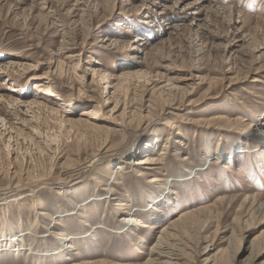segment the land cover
Segmentation results:
<instances>
[{
    "label": "rangeland",
    "instance_id": "1",
    "mask_svg": "<svg viewBox=\"0 0 264 264\" xmlns=\"http://www.w3.org/2000/svg\"><path fill=\"white\" fill-rule=\"evenodd\" d=\"M106 37L120 42L110 46ZM263 111L264 0H0V234L12 229L22 239L21 249H0V264H144L162 226L200 206L209 210L188 232L197 252L210 244L212 261L221 249L238 251L225 264H264V240L254 243L264 238V207L244 201L254 194L264 201V149L215 160L182 181L209 144L227 152L255 145L240 133ZM148 141L150 157L166 146L160 174L115 176L123 156L87 172L101 150ZM153 176L173 180L177 209L151 232H129L113 204L130 202L150 225ZM111 184L114 202L101 191ZM50 230L70 239L73 252L52 255L64 243Z\"/></svg>",
    "mask_w": 264,
    "mask_h": 264
},
{
    "label": "bare ground",
    "instance_id": "2",
    "mask_svg": "<svg viewBox=\"0 0 264 264\" xmlns=\"http://www.w3.org/2000/svg\"><path fill=\"white\" fill-rule=\"evenodd\" d=\"M111 39L106 37L103 40V42L104 43H106V42L110 43L109 44L110 46H111V44L114 45L113 44L114 42H116V43L120 42V40L117 41L113 38H111ZM136 40H144V39H142V38L139 39L137 37ZM143 43H144V45L146 44L145 42H142V44ZM101 47H103V49H107L108 46H106V44H105V45H102ZM140 51H141V49L137 50L138 54ZM137 52H135V54H133L134 55L133 59H139L140 58L139 55H137ZM8 63L12 64V60L8 61ZM58 64H60L59 61H58ZM129 76H131V75H129ZM44 79H46V78H44ZM34 86L39 88V89L43 88V92L45 94H50V95L54 94L53 90L49 86L43 87L40 84H34ZM150 101H152V100H150ZM8 102L14 103V101L10 100V99L8 100ZM31 104H33L34 106H36V105L39 106L38 102H36V101H33ZM152 104H153V102H152ZM140 106H141L140 108H142L143 105H140ZM146 108H149V110H151V107L149 105ZM170 108H172V107H170ZM38 109L40 110V108H38ZM50 111L51 112H57L53 108H51ZM81 115H88V113L87 114L83 113ZM253 118H254L253 121L250 120L249 123H247L246 129L245 130L243 129L244 131H242L240 133V135L243 136V139H245V141L250 140V139H254L255 145H251V148L252 149L255 148V149L252 150L250 148V149L244 150L243 147H240L238 144L235 143L231 146V148L227 152L226 150H224V147L221 146V144L219 142H216L217 144L215 146H212L209 144L208 155L206 156V158H204L205 159L204 162L201 163V166L199 168L195 167L189 171L186 170L185 174L187 173L188 174L187 176L189 178L188 177L184 178V179L182 178V181H184V180L189 181V180L193 179L195 176H197V174L200 173V172L197 173V171H203V170L208 169L211 165H213V163H214L213 161H215V160H216V162L221 160L223 162L228 161L229 163H232L233 161L237 160L239 155L242 153L244 155H247L250 153H257L259 155L263 154L262 150L264 149V126H262V125H264V124H262L260 121L264 120V111L260 112L256 117L254 116ZM210 120H218V119H217V117H213ZM236 121H238L239 123L243 122L241 120H236ZM70 124H71V127L78 125L76 123V121L71 122ZM177 129H178V127H177ZM126 131H127L126 126L121 125V132L123 135H126ZM133 146H134L133 144L129 143V144L121 147L120 149H118V151H114L111 148H108V149L103 150V151L101 150V152L97 155L96 162L93 163V165L91 164L92 162H89V165L90 164L91 165L88 166L89 168L87 167V172L91 171L92 168H95L96 164L97 165L101 164L108 159H112V157H113V159H116L117 156H123L124 158H126V159H124V162H123L125 167H121L122 165H117L115 167L116 171L113 172V174L115 176H118L119 173H123L126 169H131L134 171L137 170L141 174H142V171L149 174V173L154 172L155 170H158L157 173L160 174V171H159L160 168H157V166L161 165V163L164 161V159L162 161V159H160L159 157L166 154L165 153L167 150L166 146L165 147L163 146L164 152H161L158 155V157H150L149 155H145V153H148L150 148L152 149V142L151 141L145 142L143 144V146H138V147H133ZM142 155H145V156H142ZM135 157H138V158H135ZM187 161H188V159H187ZM145 173H143V174H145ZM148 174H147V176H149ZM192 174L194 175L193 178L191 177ZM139 176H140V174L138 175V177ZM150 179H151L150 182L154 183V185L156 183L157 185H155V186L157 188H159L157 190V192H151V194L146 195V197H145L146 201H147L146 203L148 204L145 211L153 219V222H151L150 225L145 224L140 218H136L137 213H135L136 211L133 209L130 202L126 201V202L122 203V202H119V200H117L113 204V206L116 207V210L118 212H120V214H121L120 217H122V219H120V221L123 224V227L127 228L126 230H128L129 232L134 230V228L136 231L144 229V231L151 232L152 229H154L155 226H157V224L160 223V221L162 219H164L163 217H166V214L169 210H171L172 212H175L177 209V206H175V204H174L175 202L172 200V198L174 199V192L171 189V187L174 186V185H172L173 180H171V184L168 185L167 182H165V184H163L162 183L163 181L159 179V176L158 177L153 176ZM113 180H116L115 177ZM178 181H180V179ZM113 183H115V182H113ZM112 184H111V186H107V187L103 188L101 191H103V193H104V195H106V197L109 196L108 199H110L111 201L114 202L118 195L115 194V192H113L114 189L112 188ZM259 198H260L259 195L254 194L251 197H246L244 199V201L245 202L250 201V203L252 202L251 206L253 207V209L254 208H256V209L261 208L262 209V207H264V201H263V203L258 204ZM225 199H226V197L218 198L217 202H223ZM208 210H209L208 206H205V207L200 206V207H197L194 209H187L185 211L180 212L177 217L175 216L174 218L170 219L168 224L167 223L164 224V226H162L163 228L161 229V231H159V233L157 234V237H155L156 238L155 242L150 247V250L148 253V258L144 264H192L193 263V259H192L193 257H191V254H198L200 256V258H203L201 261L204 264H209V263L218 264L219 260H221L219 264H225L224 261L226 258L230 259V261L234 260L235 255L238 253V251H235L233 253V255L230 256V255H227V252H225L224 250L219 249L216 254H219L221 258L218 257L219 259L217 258V259H215V261L213 259V261H212V259L210 257H208L209 253H210V248H209L210 244H207L204 247V250L201 253H199L196 251L195 245L192 244L191 241H188V236H189L188 232L191 229V227H189V225H192L193 222H196L194 217L196 218L199 214H206V211H208ZM206 216H208V215H206ZM191 219H193V220H191ZM154 224H156V225H154ZM218 230L219 229L216 228L215 231H218ZM225 231H226L225 233H227V230H225ZM1 232L2 233L0 234V249L1 248L2 249H6V248L21 249V245H19V241H21L22 239L18 240V238L15 237V231L14 230H12V229L9 230L6 228L5 231H1ZM51 234L53 235L54 239L63 240V243H64V244L62 243L64 249L62 248V250H59L52 255H57V257H61L63 254H67V253L69 254V253L73 252L74 248L70 244V239L69 240L68 239H60L59 235L54 234L52 230H50L49 235H51ZM232 235H233V231H232V233H230V235L228 237H226V234H224L221 237V239H222V241H224V240L226 241V240L230 239ZM21 236H23V235H21ZM257 237H256L257 238L256 240L254 239V243L256 246H258V244H260L264 240V238H260L259 236H257ZM62 238H64V237H62ZM143 240H144L143 237H141L139 239V241H143ZM188 244H190V245H188ZM184 249L188 250L189 253H186L184 251ZM32 255H35V254H32ZM39 255H41V254L39 253L37 255V257ZM70 264H91V263L86 262V261L78 258L77 260H73Z\"/></svg>",
    "mask_w": 264,
    "mask_h": 264
}]
</instances>
